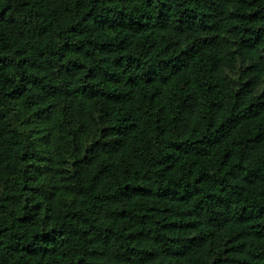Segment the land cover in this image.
<instances>
[{
    "label": "trees",
    "instance_id": "obj_1",
    "mask_svg": "<svg viewBox=\"0 0 264 264\" xmlns=\"http://www.w3.org/2000/svg\"><path fill=\"white\" fill-rule=\"evenodd\" d=\"M0 264H264V0H0Z\"/></svg>",
    "mask_w": 264,
    "mask_h": 264
}]
</instances>
